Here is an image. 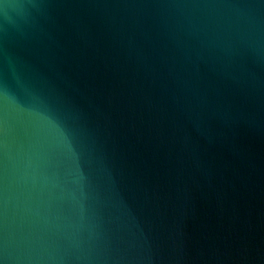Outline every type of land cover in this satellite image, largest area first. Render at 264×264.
Instances as JSON below:
<instances>
[{"label":"water","instance_id":"obj_1","mask_svg":"<svg viewBox=\"0 0 264 264\" xmlns=\"http://www.w3.org/2000/svg\"><path fill=\"white\" fill-rule=\"evenodd\" d=\"M0 264H264V0H0Z\"/></svg>","mask_w":264,"mask_h":264}]
</instances>
